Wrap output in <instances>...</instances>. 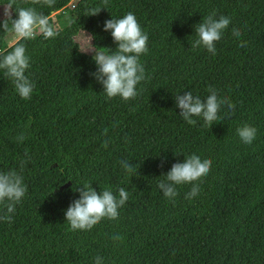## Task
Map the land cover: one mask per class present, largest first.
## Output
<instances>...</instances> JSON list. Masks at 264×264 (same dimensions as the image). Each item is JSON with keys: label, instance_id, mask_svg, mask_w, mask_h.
<instances>
[{"label": "trees", "instance_id": "16d2710c", "mask_svg": "<svg viewBox=\"0 0 264 264\" xmlns=\"http://www.w3.org/2000/svg\"><path fill=\"white\" fill-rule=\"evenodd\" d=\"M17 5L48 16L57 35L21 41L30 57V100L0 70V172H18L27 187L12 222L0 221V264H95L98 256L103 264H264V0H109L95 16L89 10L103 0ZM67 10L71 23L58 28L54 19ZM213 10L231 18L216 54L192 50L195 26ZM128 13L148 35V52L140 57L146 78L125 102L103 94L77 36L87 32L94 46L115 51L105 21ZM233 28L242 35L234 37ZM8 38L0 27V53L11 50ZM210 87L234 112L222 106L212 126L197 117L189 125L175 96L204 100ZM245 124L257 129L251 145L237 135ZM192 154L212 161L196 182L199 195L186 199L192 185L183 184L169 201L158 184ZM121 161L134 171L126 173ZM84 183L117 198L120 188L128 192L117 220L70 229L65 211Z\"/></svg>", "mask_w": 264, "mask_h": 264}, {"label": "clouds", "instance_id": "9594fccd", "mask_svg": "<svg viewBox=\"0 0 264 264\" xmlns=\"http://www.w3.org/2000/svg\"><path fill=\"white\" fill-rule=\"evenodd\" d=\"M24 3L34 5H46L51 7L54 0H23ZM109 0H103L104 7H96L89 10L88 16L98 15L102 9H106ZM4 5L3 17L0 19V27L7 37H12L11 50L7 54L0 53V70L6 78L11 79L16 92L24 100H30L34 84L26 75L30 67V57L26 54V47L21 41L33 40L42 35L45 40L54 38L57 33L50 23L48 16L38 13L34 7H22L17 5V0H8ZM13 10L17 18H13ZM231 18L220 15L217 18L213 10L204 17L203 21L195 26L196 39L191 42V49H206L209 53L216 54V43L221 40L223 32L229 27ZM104 31L110 32L114 42L118 45L115 51L98 48L93 45L94 37L89 36L90 44L87 48L79 49L82 53H94L93 60L97 65V71L90 73L95 80L103 86V94L108 98L120 97L128 102L137 97V85L145 80V68L140 63V57L148 52V35L144 33L133 13L126 14L123 18L105 21ZM234 37L242 35L239 28H233ZM241 47L246 42H241ZM210 95L202 100L194 96L192 92L181 96L176 95V107L180 109V116L189 125H195L194 117L202 118L206 126H212L214 122L221 120L219 112L222 106H226L229 113L234 112L236 105L228 98H218L214 88H209ZM237 135L247 145H251L256 139L257 129L250 125L237 128ZM107 134V129H105ZM25 135L21 133L17 139L22 142ZM105 141L104 147L107 148ZM27 155V153H26ZM24 161L21 162V171ZM212 161L201 159L192 154L186 157L183 163H176L163 177L164 181L158 184L163 196L169 201H174L178 196L177 187L183 184H191V190L186 194V199H193L199 195V183L202 177L210 172ZM121 166L126 173H132L134 167L128 161H121ZM76 191L80 199L75 200L65 211L67 224L72 231H90L102 220L115 221L119 216V209L125 205L129 198L124 188L118 190V198L109 189L98 194L91 184L84 183ZM27 193V187L21 174L16 171L0 172V205L5 209L0 214V221L11 223L16 206L21 203ZM123 238L114 236L113 241ZM95 264H103L102 257H96Z\"/></svg>", "mask_w": 264, "mask_h": 264}, {"label": "rangeland", "instance_id": "374dc122", "mask_svg": "<svg viewBox=\"0 0 264 264\" xmlns=\"http://www.w3.org/2000/svg\"><path fill=\"white\" fill-rule=\"evenodd\" d=\"M72 5H71V7H72ZM3 11H4V6H0V19H2V17H3ZM57 15H61V16H58V18L54 19L55 23H56V26L58 28H66L67 26H69V24L72 21L71 18H70L69 10L63 11L62 13H57ZM88 35L89 34L87 32H80L78 34L77 42L80 45L81 49L87 48L89 46L90 38L88 37ZM12 42H13V38L9 37L8 38V45L9 44L11 45ZM87 54L91 55V56H94V53H87Z\"/></svg>", "mask_w": 264, "mask_h": 264}, {"label": "water", "instance_id": "95a60500", "mask_svg": "<svg viewBox=\"0 0 264 264\" xmlns=\"http://www.w3.org/2000/svg\"><path fill=\"white\" fill-rule=\"evenodd\" d=\"M70 186V184H68L65 188H67V187H69Z\"/></svg>", "mask_w": 264, "mask_h": 264}]
</instances>
